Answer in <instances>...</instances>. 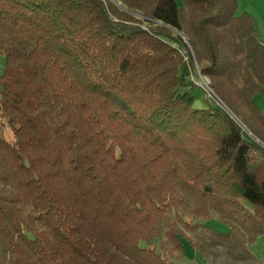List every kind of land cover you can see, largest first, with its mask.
I'll return each instance as SVG.
<instances>
[{
  "label": "trees",
  "instance_id": "1",
  "mask_svg": "<svg viewBox=\"0 0 264 264\" xmlns=\"http://www.w3.org/2000/svg\"><path fill=\"white\" fill-rule=\"evenodd\" d=\"M236 7L0 0V264H177L186 244L254 259L264 43ZM189 46L216 96L201 107Z\"/></svg>",
  "mask_w": 264,
  "mask_h": 264
},
{
  "label": "rangeland",
  "instance_id": "2",
  "mask_svg": "<svg viewBox=\"0 0 264 264\" xmlns=\"http://www.w3.org/2000/svg\"><path fill=\"white\" fill-rule=\"evenodd\" d=\"M236 3H238L237 0ZM244 10L247 11L245 6H242L241 4L238 3L235 14L239 15L243 13ZM137 16L140 15L138 14ZM183 38L184 40H186L185 37ZM188 51L191 55V60L195 68V72L191 75L192 76L191 78L194 80V84H196V88L193 90V93L195 95L194 105L197 107H201L204 104L202 102V98H203L202 94H204V98H209V99L212 98L214 100L216 96L212 93V90L208 87V82H209L208 78L201 75V73L199 72L198 62L190 46L188 47ZM4 65H5V58L2 54H0V74L3 73ZM254 99L258 105L259 110L264 111V97L261 95H257ZM216 102L222 104L220 100H216ZM222 106L226 108L223 104ZM241 127L244 131L249 133L256 141L262 144V142L258 140L256 137H254L250 133V131L246 129L244 125H241ZM3 135L6 139L10 140L12 138L11 129L5 121L3 127ZM208 224L220 232L226 233L228 231L226 226H224L215 219L209 221ZM250 250L255 256L254 259L239 262L227 256L225 253V249L222 246H215L209 248V250L206 253L205 251L201 253V251L198 248L197 249L189 248V246L186 244V249L184 251V254L180 255L179 260H175V262L177 264H264V236H260L259 238H257V240L250 245Z\"/></svg>",
  "mask_w": 264,
  "mask_h": 264
},
{
  "label": "crops",
  "instance_id": "3",
  "mask_svg": "<svg viewBox=\"0 0 264 264\" xmlns=\"http://www.w3.org/2000/svg\"><path fill=\"white\" fill-rule=\"evenodd\" d=\"M237 2L245 6L247 11L244 12L253 15L259 37L264 43V0H237Z\"/></svg>",
  "mask_w": 264,
  "mask_h": 264
},
{
  "label": "water",
  "instance_id": "4",
  "mask_svg": "<svg viewBox=\"0 0 264 264\" xmlns=\"http://www.w3.org/2000/svg\"><path fill=\"white\" fill-rule=\"evenodd\" d=\"M240 123V122H239ZM241 124V123H240Z\"/></svg>",
  "mask_w": 264,
  "mask_h": 264
}]
</instances>
